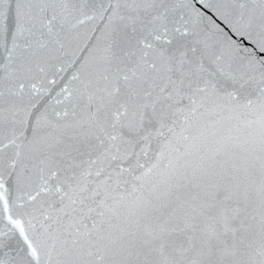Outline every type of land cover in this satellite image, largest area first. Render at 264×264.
Instances as JSON below:
<instances>
[{
	"label": "snow or ice",
	"instance_id": "snow-or-ice-1",
	"mask_svg": "<svg viewBox=\"0 0 264 264\" xmlns=\"http://www.w3.org/2000/svg\"><path fill=\"white\" fill-rule=\"evenodd\" d=\"M0 264H264V0H0Z\"/></svg>",
	"mask_w": 264,
	"mask_h": 264
}]
</instances>
